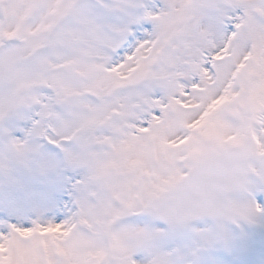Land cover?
<instances>
[{
  "label": "snow or ice",
  "instance_id": "1",
  "mask_svg": "<svg viewBox=\"0 0 264 264\" xmlns=\"http://www.w3.org/2000/svg\"><path fill=\"white\" fill-rule=\"evenodd\" d=\"M0 264H264V0H0Z\"/></svg>",
  "mask_w": 264,
  "mask_h": 264
}]
</instances>
